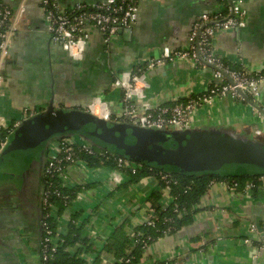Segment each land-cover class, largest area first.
<instances>
[{
	"label": "crops",
	"instance_id": "crops-1",
	"mask_svg": "<svg viewBox=\"0 0 264 264\" xmlns=\"http://www.w3.org/2000/svg\"><path fill=\"white\" fill-rule=\"evenodd\" d=\"M0 1L12 12L7 53L0 57V125L11 131L24 120L38 119L50 103L56 110H80L97 116L89 108L94 105L98 109L99 99L120 116L122 91L113 86L115 77L123 71L136 72L164 47H186L200 15L226 13L229 4V0L228 4L223 0H137L138 16L130 28L118 30L107 42L98 29L87 26L82 57L73 59L51 39L43 0ZM97 1L56 0L64 10ZM243 8L245 25L217 33L214 52L237 69L263 72L264 0H245ZM144 82L140 105L150 110L201 94L216 80L210 68L178 60L148 70ZM256 104L264 110V86ZM210 126L231 128L264 142V113L244 98L223 95L198 107L192 127ZM257 130L260 133L256 135ZM3 171L1 168L0 176ZM113 172L81 161L70 165L63 183L69 188L79 185L80 189L62 210L51 205L59 237L67 234L71 216L78 217L74 224L87 243L78 241L67 249L83 264H114L115 256L102 248L116 227L126 223L133 239L134 228L152 214L148 196L159 187L156 177L127 182L122 174L120 182L114 183ZM263 176L254 188L246 183L233 191L226 182H213L195 205L192 221L144 247L139 264H264ZM7 179H0V264H41L38 222L43 194L41 202L30 193V201L16 202L14 188L20 180ZM161 194V203H168L167 191L163 189Z\"/></svg>",
	"mask_w": 264,
	"mask_h": 264
},
{
	"label": "built area",
	"instance_id": "built-area-1",
	"mask_svg": "<svg viewBox=\"0 0 264 264\" xmlns=\"http://www.w3.org/2000/svg\"><path fill=\"white\" fill-rule=\"evenodd\" d=\"M244 1L229 0L226 13L218 11L201 14L192 26L186 47L175 50L164 47L158 56L146 59L136 72L123 71L117 75L113 81V86L122 91L121 118L125 122L137 124L141 128L184 130L187 127H192L195 110L204 104L211 103L214 97L230 95L234 99H243L239 92L243 91L252 101L258 103L261 89L264 86V73L251 72L243 68H232L225 63L223 57L214 52L213 48V39L217 33L245 25ZM42 2L51 39L58 42L73 59L82 57L87 26L98 29L104 35L105 41L108 42L118 30L128 29L135 23L139 9L137 0H98L95 4H79L68 10L62 9L56 0H43ZM11 16L10 9L0 1V57L7 53ZM178 60L189 61L198 67L210 68L216 83L206 89L205 92L190 95L184 98L185 100L175 99L171 101V104L158 105L150 110L142 108L140 103L147 71L162 66L166 62ZM96 101L99 104L98 109L92 105L89 110L98 117L110 120L111 116L107 112L105 102L99 99ZM0 127L2 126L0 125ZM10 132L11 129L9 134ZM259 133L258 130L255 131L256 135ZM8 136L2 137L0 135V153L8 144ZM74 143V137H64L60 141H52L49 146L50 158L46 165V175L50 177L57 173L62 185H64L63 182L67 177V167L80 161L72 160L70 165L62 167V159L58 158V155L60 152H65V159H71ZM119 163L130 166L121 159H119ZM113 171L111 180L114 183H119V175L123 173L120 170ZM166 178L167 175H163V179L167 182ZM252 185L251 182H247L246 186ZM236 188V183L230 186L232 191ZM164 190L168 193L167 186ZM46 201L45 197V205ZM47 215L49 214L43 215L42 219ZM151 217L152 214L146 221L153 225ZM252 227L255 228L254 225ZM43 229L46 236L42 238L40 243L42 249L40 262L41 264H50L48 260L50 253L56 250L59 238L57 233L51 235L52 231L45 221H43ZM262 233L264 235V230Z\"/></svg>",
	"mask_w": 264,
	"mask_h": 264
},
{
	"label": "water",
	"instance_id": "water-1",
	"mask_svg": "<svg viewBox=\"0 0 264 264\" xmlns=\"http://www.w3.org/2000/svg\"><path fill=\"white\" fill-rule=\"evenodd\" d=\"M239 92L264 113L243 91ZM105 104L108 114L115 116L113 107ZM73 134L87 138L97 146L114 145L139 161L168 164L188 171L219 173L245 169L264 172V142L241 138L231 128H141L122 121L118 115L106 120L85 111L56 110L50 103L34 123L24 120L10 132L9 142L0 153V169H4L0 179L14 177L21 171L26 175L30 159L36 153L40 152L37 155L41 157L52 141Z\"/></svg>",
	"mask_w": 264,
	"mask_h": 264
},
{
	"label": "trees",
	"instance_id": "trees-1",
	"mask_svg": "<svg viewBox=\"0 0 264 264\" xmlns=\"http://www.w3.org/2000/svg\"><path fill=\"white\" fill-rule=\"evenodd\" d=\"M223 1L228 4V0ZM222 12L225 13L224 11ZM224 61L230 67L235 68L227 59ZM262 73H264V71ZM215 83L216 82L213 84ZM171 103L172 102H169L167 104ZM10 129L9 127H0V135L2 137L9 135ZM64 137H74L76 139L73 144V155L71 159H65V152H60L58 155V158L62 159V167L70 165L72 160L82 161L89 167H105L111 170H120L126 176L127 182H135L148 175L156 177L159 182V187L151 191L148 196V201L152 208L151 219L153 220V225L148 224L145 220V222L134 228L135 237L132 239L126 231V223H123L116 227L103 246L102 249L115 256L114 264H139V259L142 256L144 247L164 234L173 233L189 224L196 211L195 205L198 204L201 196L209 189L213 182L223 181L226 182L228 186H232L236 183L237 189H242L247 182H251L254 188L258 184L259 176L264 175V172L247 171L245 169H236L219 173L200 172L196 170L188 171L187 169H180L168 164L161 165L157 162L139 161L127 156L123 151L117 148L104 149L96 145L86 146L84 145L86 144L85 139L78 134L60 136L56 140L60 141ZM36 154L34 157L37 156ZM49 158L50 154L48 153L46 165L49 162ZM119 159L126 161L130 166L124 163L120 164ZM163 175H167V182L163 179ZM166 186L168 187L170 199L167 204H164L160 201L162 195L161 190ZM79 189V185L75 188L62 185L61 179L57 176V173H54L53 176H48L43 192L44 199L46 197L47 201L44 208H42L41 214L42 216L46 214L49 215L42 219L40 243L42 238L46 236L43 229V221L48 224L52 231L51 235L56 234V218L50 214L51 205H56L59 210H62L70 203L75 192ZM77 218L75 214L71 216L67 234L61 237L58 235V246L55 251L50 253L48 259L50 264H83V261L76 258V254H71L67 249L68 245L77 243L78 241L85 245L87 243V238L81 235L79 228L74 224V219ZM100 253L101 251H98L97 255H100ZM41 255L42 249L40 244L39 256ZM99 257H96L97 262ZM156 264L163 263L159 262Z\"/></svg>",
	"mask_w": 264,
	"mask_h": 264
},
{
	"label": "flooded vegetation",
	"instance_id": "flooded-vegetation-1",
	"mask_svg": "<svg viewBox=\"0 0 264 264\" xmlns=\"http://www.w3.org/2000/svg\"><path fill=\"white\" fill-rule=\"evenodd\" d=\"M123 121V120H122ZM84 138V137H83ZM85 139V143L88 146H92V145H96L93 144L89 139L84 138ZM97 146V145H96ZM104 149H112L115 148L114 145H104L103 146H98ZM49 153V148L48 151H45L43 153V155L40 157H38L37 154H40V152H38L36 155V157H34L33 159H30V163H29V168L27 170V174L25 175L24 173H22V171L16 175V177H9V179H7L6 181L11 182V180L17 179L20 180L19 182V187H15V194L13 195L14 198H16V202H20L21 204H23L21 202V200H26L28 198V194L30 193L32 197H34L37 201L41 202L42 199V194L44 192L45 189V184L48 180V177L46 175V157L47 154ZM9 172H12L11 170H9ZM7 188V186H6ZM9 189V187H8ZM44 197V195H43ZM26 201H30V199L28 198V200ZM40 204V203H39ZM44 200L42 199V204L41 207L44 208ZM38 207V205H36ZM39 227H40V233L42 234V214L41 217H39ZM41 234H40V238H41Z\"/></svg>",
	"mask_w": 264,
	"mask_h": 264
},
{
	"label": "rangeland",
	"instance_id": "rangeland-1",
	"mask_svg": "<svg viewBox=\"0 0 264 264\" xmlns=\"http://www.w3.org/2000/svg\"><path fill=\"white\" fill-rule=\"evenodd\" d=\"M67 111V110H66ZM41 114V113H40ZM37 117H39V116H36V118ZM39 119V118H38ZM38 119H35V120H32L31 118H29L28 119V121L30 122V123H34L36 120H38ZM132 124V123H131ZM134 126H136V127H140L139 125H137V124H133ZM239 136L241 137V138H246V139H248L249 138V136H247V135H245V134H239ZM74 139H76V138H74Z\"/></svg>",
	"mask_w": 264,
	"mask_h": 264
}]
</instances>
